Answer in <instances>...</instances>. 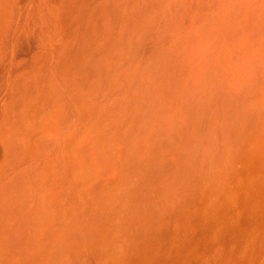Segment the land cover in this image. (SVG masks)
<instances>
[{
	"label": "bare ground",
	"instance_id": "obj_1",
	"mask_svg": "<svg viewBox=\"0 0 264 264\" xmlns=\"http://www.w3.org/2000/svg\"><path fill=\"white\" fill-rule=\"evenodd\" d=\"M0 264H264V0H0Z\"/></svg>",
	"mask_w": 264,
	"mask_h": 264
}]
</instances>
